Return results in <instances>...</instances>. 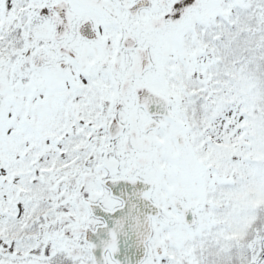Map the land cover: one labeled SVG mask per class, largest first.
Returning <instances> with one entry per match:
<instances>
[{
    "label": "snow or ice",
    "instance_id": "obj_1",
    "mask_svg": "<svg viewBox=\"0 0 264 264\" xmlns=\"http://www.w3.org/2000/svg\"><path fill=\"white\" fill-rule=\"evenodd\" d=\"M0 264H264V0H0Z\"/></svg>",
    "mask_w": 264,
    "mask_h": 264
}]
</instances>
